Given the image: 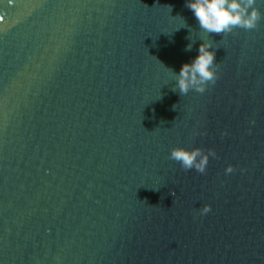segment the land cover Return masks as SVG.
Returning a JSON list of instances; mask_svg holds the SVG:
<instances>
[{
    "label": "water",
    "instance_id": "1",
    "mask_svg": "<svg viewBox=\"0 0 264 264\" xmlns=\"http://www.w3.org/2000/svg\"><path fill=\"white\" fill-rule=\"evenodd\" d=\"M186 3L0 0V264H264V18ZM207 40L216 83L173 91Z\"/></svg>",
    "mask_w": 264,
    "mask_h": 264
},
{
    "label": "clouds",
    "instance_id": "2",
    "mask_svg": "<svg viewBox=\"0 0 264 264\" xmlns=\"http://www.w3.org/2000/svg\"><path fill=\"white\" fill-rule=\"evenodd\" d=\"M256 3L257 0H187L186 7L193 12L204 32L224 35L237 28L255 29L258 22L264 18ZM192 46V43H189L185 51H191ZM212 48L211 40L204 41L199 46V54L190 63H184L178 74L173 72L176 78V88L173 91L178 89L180 95H186L190 90L204 93L209 85L216 83L219 65L215 62V51L210 50ZM173 107L175 108V105ZM216 155L214 149L205 152L199 147L189 150L177 146L171 149L169 158L179 162L184 170L195 169L205 173L209 157ZM225 171L232 173L234 167L228 165ZM210 211L211 205H204L200 209L202 215Z\"/></svg>",
    "mask_w": 264,
    "mask_h": 264
}]
</instances>
